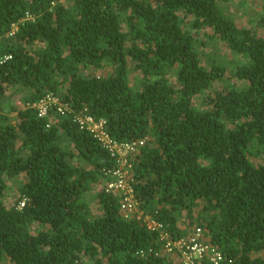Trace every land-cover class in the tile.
<instances>
[{
	"label": "trees",
	"instance_id": "16d2710c",
	"mask_svg": "<svg viewBox=\"0 0 264 264\" xmlns=\"http://www.w3.org/2000/svg\"><path fill=\"white\" fill-rule=\"evenodd\" d=\"M230 1L0 0V264H174L166 243L195 223L221 264H264V34ZM202 30L243 61L205 64ZM48 94L70 111L39 116ZM84 110L119 144L145 139L130 178L140 217L105 187L92 214L87 193L120 161L80 127ZM21 174L26 203L8 207Z\"/></svg>",
	"mask_w": 264,
	"mask_h": 264
},
{
	"label": "built area",
	"instance_id": "2783aa9c",
	"mask_svg": "<svg viewBox=\"0 0 264 264\" xmlns=\"http://www.w3.org/2000/svg\"><path fill=\"white\" fill-rule=\"evenodd\" d=\"M58 1L69 3L71 0ZM54 4L55 2H53V5ZM29 19H33V16L29 12H26L24 18L21 19L20 22L13 24V28L9 35L13 36L18 30L19 24H23L24 21ZM10 58L11 56H6L4 59ZM33 106L38 109V114L41 117H46L53 106L57 107L58 112L61 114H65L66 111H70V107L67 106V104L61 102L58 97H55L52 94L46 95ZM75 117L81 128L87 129L93 133L96 138L102 141V143L110 149L112 155L118 156L120 166L117 169L111 171V173L107 172L104 175L109 176H106L108 181L105 188L106 190L121 196V213L123 216L131 218L134 215H137L140 217L141 213L137 214L135 212L131 214L133 211L131 208L136 205L138 207V203L134 198L133 190L130 185V177L128 178V182L126 181L128 172L125 173V171L132 170V160L135 155L140 153L141 147H144L145 139L133 143L119 144L113 141L107 134L104 121H95L90 115L86 113V110L76 113ZM124 150L127 151L126 155H131L132 158H124ZM25 203L26 200L23 198L19 202L18 207H24ZM145 220L151 229L160 227L159 224L149 217H145ZM163 254L174 260V264H221L224 259L223 253L208 239L205 230L199 226L194 228L186 237L176 241L168 240Z\"/></svg>",
	"mask_w": 264,
	"mask_h": 264
},
{
	"label": "rangeland",
	"instance_id": "374dc122",
	"mask_svg": "<svg viewBox=\"0 0 264 264\" xmlns=\"http://www.w3.org/2000/svg\"><path fill=\"white\" fill-rule=\"evenodd\" d=\"M221 6L226 9L229 13L233 14L239 24L240 27H247L250 29H253L257 31L259 34H264V24L260 23L262 22V19L264 17V0H232L228 3H221ZM185 30L193 33V30H191L189 23L185 24L184 26ZM205 31L202 30L200 35H198V38H202L203 41L208 43L206 47H201L200 51L205 52V64L209 62H216L218 64H222L229 68V70L233 67H236L239 65L243 58L235 53H233L231 50L224 47L223 42H221L218 39L209 40V37L204 34ZM209 35H212V33L209 31ZM208 39V40H207ZM101 71H97V74H100ZM141 78V74L139 71H136L131 67L130 69V80L132 87L136 86L139 82V79ZM236 82V81H235ZM134 85V86H133ZM238 85H241V83H238ZM221 83H214L215 88H221ZM242 86V85H241ZM205 97V96H204ZM203 97L200 96L197 101L196 105L200 106L203 104ZM61 102H63L61 100ZM21 107V106H20ZM12 122H16V118L13 116ZM124 158L129 159L131 155H126L127 151L124 150ZM132 158V157H131ZM73 163H77L75 159L72 160ZM126 170V169H125ZM126 181L128 182V178L132 176V170H126L125 173H127ZM25 174H21L20 176H17L13 179L8 180L7 189L5 191V203L8 207H12L19 203V201L22 199L20 188L25 183ZM105 177V178H104ZM101 178L98 182L94 184V187L91 191L87 193V200L89 201V206L91 209V212L94 216H99L102 214L101 205L98 202V198L96 197L98 191L106 186L108 178L104 176ZM120 196V195H118ZM121 197V196H120ZM202 206V205H201ZM133 213L140 214L141 212L138 211L137 205L131 208ZM196 215H198V212H196ZM131 216V215H129ZM180 224L183 228L187 226L188 221L186 218L181 217ZM197 222V221H196ZM197 223H195L191 228V231L197 227ZM35 229H42V226L36 225ZM1 264H12L10 263V260L5 258V260Z\"/></svg>",
	"mask_w": 264,
	"mask_h": 264
},
{
	"label": "clouds",
	"instance_id": "9594fccd",
	"mask_svg": "<svg viewBox=\"0 0 264 264\" xmlns=\"http://www.w3.org/2000/svg\"><path fill=\"white\" fill-rule=\"evenodd\" d=\"M22 199H23V198H22ZM22 199H21V200H22ZM21 200H20V201H21ZM20 201H19V202H20ZM18 204H19V203H18ZM18 208H19V207H18Z\"/></svg>",
	"mask_w": 264,
	"mask_h": 264
}]
</instances>
